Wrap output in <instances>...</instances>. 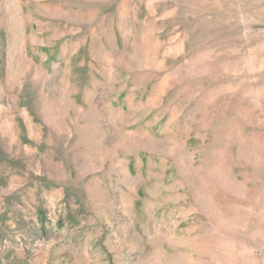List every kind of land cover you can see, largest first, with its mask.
Segmentation results:
<instances>
[{
	"label": "rangeland",
	"instance_id": "374dc122",
	"mask_svg": "<svg viewBox=\"0 0 264 264\" xmlns=\"http://www.w3.org/2000/svg\"><path fill=\"white\" fill-rule=\"evenodd\" d=\"M0 264H264V0H0Z\"/></svg>",
	"mask_w": 264,
	"mask_h": 264
}]
</instances>
